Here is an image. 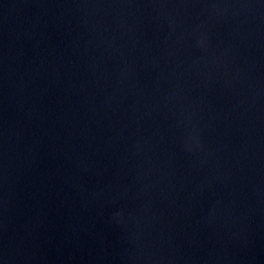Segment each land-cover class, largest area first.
<instances>
[{"label": "water", "instance_id": "95a60500", "mask_svg": "<svg viewBox=\"0 0 264 264\" xmlns=\"http://www.w3.org/2000/svg\"><path fill=\"white\" fill-rule=\"evenodd\" d=\"M0 264H264V0H0Z\"/></svg>", "mask_w": 264, "mask_h": 264}]
</instances>
